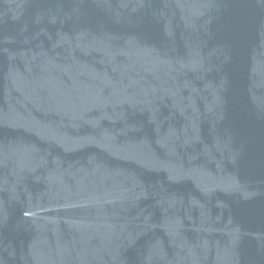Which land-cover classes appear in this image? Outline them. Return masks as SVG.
<instances>
[{"label": "water", "instance_id": "water-1", "mask_svg": "<svg viewBox=\"0 0 264 264\" xmlns=\"http://www.w3.org/2000/svg\"><path fill=\"white\" fill-rule=\"evenodd\" d=\"M0 264H264V0H0Z\"/></svg>", "mask_w": 264, "mask_h": 264}]
</instances>
